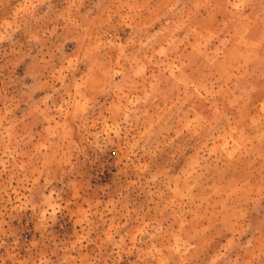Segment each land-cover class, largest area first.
Wrapping results in <instances>:
<instances>
[{
	"label": "rangeland",
	"instance_id": "obj_1",
	"mask_svg": "<svg viewBox=\"0 0 264 264\" xmlns=\"http://www.w3.org/2000/svg\"><path fill=\"white\" fill-rule=\"evenodd\" d=\"M0 264H264V0H0Z\"/></svg>",
	"mask_w": 264,
	"mask_h": 264
}]
</instances>
